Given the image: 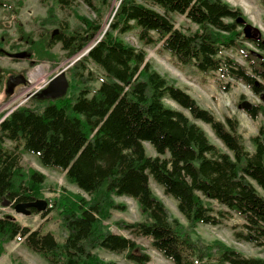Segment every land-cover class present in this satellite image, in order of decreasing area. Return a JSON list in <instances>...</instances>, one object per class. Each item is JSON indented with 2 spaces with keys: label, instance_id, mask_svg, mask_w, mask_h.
I'll return each mask as SVG.
<instances>
[{
  "label": "trees",
  "instance_id": "16d2710c",
  "mask_svg": "<svg viewBox=\"0 0 264 264\" xmlns=\"http://www.w3.org/2000/svg\"><path fill=\"white\" fill-rule=\"evenodd\" d=\"M12 1L17 14L21 0H0V7ZM111 1L41 0L46 16L35 18L34 23L53 27L38 32L37 38L32 31L24 35L18 29L20 38L12 46L18 53L29 54L35 60L31 65L47 61L54 66L60 56L70 58L102 35L67 68L65 94L33 97L35 106L19 105L2 119L0 113V204L13 206L44 197L45 175L23 166V153L64 172L66 180L87 195L61 187L52 198H44L43 211L31 209L45 216L60 207L67 230L62 243L50 232L31 230L12 215H0V256L5 244L19 237L48 264H117L100 258L97 250L101 248L146 264L149 255L142 247L133 238L112 232L106 223L112 210L125 208L115 197L125 196L135 200L143 219L115 224L132 235L151 237V246L174 264H264V257L246 256L220 239L207 243L195 230L199 223L216 225L233 213L243 220L241 230L234 229V237L264 245V124L250 137L252 150L247 149L236 118H216L173 79L155 70L145 60L144 49L122 37L135 30L139 41L160 43L181 64L217 75L218 81L232 78L261 97L264 40L260 33L246 37V17L225 0H147L149 4L116 0L103 31L101 22ZM79 2L95 16L79 13ZM57 8L68 10L78 22L69 25L56 16ZM169 13L185 15L195 29L176 28ZM56 43L61 54L52 51ZM228 50H237L244 63L229 57ZM88 63L96 65L102 76ZM1 79L2 73L0 84ZM164 99L208 124L226 150ZM247 112L254 118L259 113L264 117V106L253 105ZM145 143L153 147L154 155L146 154ZM150 178L176 201L185 224L154 194ZM213 200L223 207L214 210Z\"/></svg>",
  "mask_w": 264,
  "mask_h": 264
},
{
  "label": "rangeland",
  "instance_id": "374dc122",
  "mask_svg": "<svg viewBox=\"0 0 264 264\" xmlns=\"http://www.w3.org/2000/svg\"><path fill=\"white\" fill-rule=\"evenodd\" d=\"M23 6L19 8L17 14L13 12L16 5L12 1L9 6L0 7V73L2 79L0 84V113L8 115L14 108L19 105L35 106L32 98L38 96L45 88L46 83L52 77L64 69V75L67 78L66 70L72 61L82 56L83 49L79 53L70 58H63L51 66L47 61L37 62L34 65V59L29 57V54L18 53L17 48L12 46L16 43L20 34L19 27L22 28L24 35L32 31L35 38L38 37V32L43 28L40 24H35V18L46 16V7L41 0H21ZM149 4L147 0H139ZM230 5L238 7L247 19L245 27L250 28L251 35L260 33V37L264 40V0H225ZM113 5H117L116 0L111 1L104 18L101 22V28L104 30L107 27V20L110 18ZM79 13L94 17V12L84 3L79 2L76 5ZM156 8V6H154ZM176 28L185 32L193 31L195 25L189 22L185 15L179 13H169ZM56 16L67 21L69 25L74 26L78 20L73 14L66 9H56ZM22 25L19 26L18 24ZM53 25H46V29L52 28ZM45 29V30H46ZM44 30V31H45ZM244 34V33H243ZM127 42L136 48H142L145 51V60L151 66L168 78L173 79L176 85L185 89L197 103L211 111L216 118L223 119L225 116H231L238 120V131L241 133L244 144L247 149L252 150L250 137L255 135L260 123L264 124V117L259 113L255 118L252 117L247 109L240 106L242 101H249L252 106H264V98L254 94L249 88L239 81L226 77L218 81L217 75L210 76L200 71H196L194 67L188 64H181L174 56L164 51L160 47V43L144 44L139 41L135 30L125 33L122 36ZM252 50L260 52L250 43H245ZM52 51L61 54L59 43L52 47ZM18 53L19 58H16ZM225 53L229 57H233L236 61L244 63L242 57L237 50H228ZM66 59H69L65 62ZM89 68L94 72H98L101 77V70L94 64L88 63ZM68 66V67H67ZM67 67V68H66ZM257 81H260L257 79ZM68 83V79H67ZM98 85V81L94 82ZM68 90V84L65 94ZM165 103L175 109L182 111L184 114L192 117L187 110L180 107L176 102L170 99H164ZM206 133L208 139L225 149L221 141L214 135L210 126L201 120L192 119ZM145 151L148 155H154L153 147L149 143H145ZM20 162L25 167H32L42 172L45 175L42 198L53 197L57 191L63 187L72 193H81L85 197L87 195L77 188L76 185L66 180L64 172L50 169L40 164L34 154L23 153L20 156ZM150 187L155 195H157L165 204L170 213L178 218L183 224L186 220L178 211L176 201L167 194H164L161 186L150 178ZM50 199V198H49ZM117 202H123L125 208L123 210L114 209L111 216L106 221L112 232L122 234L126 237L133 238L135 242L149 255V261L146 264H174L170 259L164 257L160 252L151 246V237L135 236L129 233L128 230L119 228L115 223L119 220L134 222L143 219L139 212L137 203L130 197L120 196L115 197ZM211 206L214 210L222 208L216 201H211ZM12 215L20 224L27 226L31 230H39L41 233L50 232L58 243H62L66 236L67 230L61 221L60 207L56 206L45 216L40 213L22 214L17 213L13 206L8 204H0V215ZM243 220L235 214H226L222 217L221 222L216 225L197 224L196 233L207 243L214 239H220L227 245L235 248L246 256H261L264 257V245L256 246L250 242L237 240L234 237V229L241 230ZM5 251L0 256V264H48L41 256L30 251L23 243V238L16 237L5 244ZM97 253L103 260L114 261L117 264H135L127 260L123 254H115L105 249H98Z\"/></svg>",
  "mask_w": 264,
  "mask_h": 264
},
{
  "label": "water",
  "instance_id": "95a60500",
  "mask_svg": "<svg viewBox=\"0 0 264 264\" xmlns=\"http://www.w3.org/2000/svg\"><path fill=\"white\" fill-rule=\"evenodd\" d=\"M55 32H58V29L54 30ZM243 32L246 35V37L251 36L250 28L249 27H243ZM94 43H91V41L84 47L85 49L83 50V54L85 55L88 50L93 46ZM67 59L65 60V62ZM67 78L64 75V70H61L59 73L55 74L52 79H50L48 86L44 88L38 96H56V95H62L66 88H67ZM264 98V95H262ZM240 106L244 109L249 110L252 107V104L249 101H242ZM6 114L3 116L5 117ZM2 117V118H3ZM47 201L46 199H36V200H31L27 202H17L13 205V209L17 213H22V214H29L31 213V209L35 208L37 211H43L46 208Z\"/></svg>",
  "mask_w": 264,
  "mask_h": 264
},
{
  "label": "built area",
  "instance_id": "2783aa9c",
  "mask_svg": "<svg viewBox=\"0 0 264 264\" xmlns=\"http://www.w3.org/2000/svg\"><path fill=\"white\" fill-rule=\"evenodd\" d=\"M100 37H98V39H99Z\"/></svg>",
  "mask_w": 264,
  "mask_h": 264
},
{
  "label": "flooded vegetation",
  "instance_id": "af4514ba",
  "mask_svg": "<svg viewBox=\"0 0 264 264\" xmlns=\"http://www.w3.org/2000/svg\"><path fill=\"white\" fill-rule=\"evenodd\" d=\"M48 83H46V85H47Z\"/></svg>",
  "mask_w": 264,
  "mask_h": 264
}]
</instances>
